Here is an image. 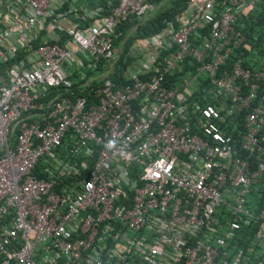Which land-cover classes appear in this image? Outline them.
I'll list each match as a JSON object with an SVG mask.
<instances>
[{
	"label": "built area",
	"instance_id": "1",
	"mask_svg": "<svg viewBox=\"0 0 264 264\" xmlns=\"http://www.w3.org/2000/svg\"><path fill=\"white\" fill-rule=\"evenodd\" d=\"M155 6L0 0V264H264V0Z\"/></svg>",
	"mask_w": 264,
	"mask_h": 264
},
{
	"label": "trees",
	"instance_id": "2",
	"mask_svg": "<svg viewBox=\"0 0 264 264\" xmlns=\"http://www.w3.org/2000/svg\"><path fill=\"white\" fill-rule=\"evenodd\" d=\"M185 1L186 0H152V2L156 4V6L148 16L144 17L140 21H135L131 17L128 18L125 23L117 28L122 32L123 36H126L123 43V54L127 52V50L135 41H140V39L158 32L165 26L166 22L179 15L185 7ZM255 13L256 11L252 12V15H254ZM255 15H257L256 25H259L264 21V14L256 13ZM122 57L123 55H120L116 64L112 67L111 70L113 73V79L117 83H123L122 74L125 71L126 67L132 62L131 58H126L124 61H122ZM101 71L102 70L98 66L94 72L99 73ZM86 78L88 79L89 76H86ZM99 85L100 82L98 80L91 81L89 84V86H92L93 88ZM87 89L88 87L81 88L80 86L74 85L72 87L73 96L90 98L91 93H88Z\"/></svg>",
	"mask_w": 264,
	"mask_h": 264
},
{
	"label": "rangeland",
	"instance_id": "3",
	"mask_svg": "<svg viewBox=\"0 0 264 264\" xmlns=\"http://www.w3.org/2000/svg\"><path fill=\"white\" fill-rule=\"evenodd\" d=\"M84 71V70H83ZM85 72V71H84Z\"/></svg>",
	"mask_w": 264,
	"mask_h": 264
}]
</instances>
